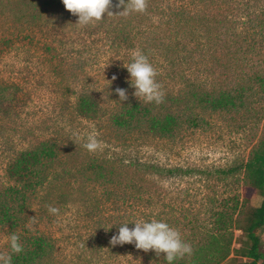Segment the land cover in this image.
I'll use <instances>...</instances> for the list:
<instances>
[{"label":"rangeland","instance_id":"rangeland-1","mask_svg":"<svg viewBox=\"0 0 264 264\" xmlns=\"http://www.w3.org/2000/svg\"><path fill=\"white\" fill-rule=\"evenodd\" d=\"M7 1L0 0V192L15 184L6 171L21 153L52 142L59 155L47 167L45 182L30 191L18 227L0 226V253L10 254L8 238L15 233L51 239L52 255L39 264H168L155 251L110 244L123 224L133 229V221L153 218L177 229L192 250L205 245L217 229L216 211L245 192L243 166L264 134V82L249 80L241 111L192 107L197 125L187 111L172 108L177 128L161 138L145 128L113 125L122 107L137 99L123 63L131 62L132 50L142 51L166 90L173 83L166 80L165 57L169 45H178L177 58L184 63L178 73L194 58L197 81L224 89L255 74L264 81V0H177L193 17V32L185 30L174 43L159 27L158 47L150 51L146 32L155 24L146 26V15L141 23L134 13L105 14L93 25L77 26L78 16L64 5L32 19L20 16L21 0ZM42 4L37 6L44 10ZM119 24L127 31L139 29L138 34L117 36L113 28ZM117 88L127 90L128 100L120 101ZM81 97L93 98L96 111L79 114ZM93 131L102 144L89 152L83 144ZM92 163L103 165L105 176L96 177ZM249 199L254 207L261 202L256 194ZM49 205L59 213L50 214ZM257 235L264 249V226Z\"/></svg>","mask_w":264,"mask_h":264},{"label":"trees","instance_id":"trees-1","mask_svg":"<svg viewBox=\"0 0 264 264\" xmlns=\"http://www.w3.org/2000/svg\"><path fill=\"white\" fill-rule=\"evenodd\" d=\"M38 1H19L23 5L20 16L28 15L27 17L36 19L35 17L41 11L46 12L45 10H52L63 5L62 0H41L45 8L42 10L37 6ZM192 1L201 2V0ZM117 3L118 0H113V5ZM110 10L117 12L123 9L113 7ZM134 15L135 19L144 18L146 15L144 18L146 26L155 24L152 26L155 27L153 30L146 32V51L158 47L155 43V34L160 35L159 27L164 28L162 35L167 36L169 41L174 43L178 42L179 37L184 36L185 30L193 32L191 22L193 17L177 0H148L146 12L140 17L139 13ZM142 18L139 20L141 23L144 22ZM113 30L121 38L130 34L136 35L139 31L135 27L127 31L122 24L116 25ZM136 38L134 36L131 40ZM169 47L171 49L167 50L164 73L166 80L169 82L171 78L170 82L172 81L173 84H171L172 87L166 86V90H163L165 93L163 102L157 105L154 102L143 103L138 99H132L114 116V126L127 131L138 127L145 128L150 133L166 138L175 132L178 125V115L172 108L180 112L187 111L186 117H194L189 119V122L197 125V118H195L197 116L191 113L192 107H201L211 112L241 111L247 106V92L251 90V87L247 85L249 80L264 82L258 74L250 76L248 81L242 79L245 80L243 85L238 84L231 89L217 88L209 82L197 81L193 74V66L196 65L194 58L188 57L192 62L188 63V70L178 73L184 65L177 58L178 45H169ZM96 108V101L91 97H81L78 101L77 111L83 116L92 114ZM58 155L55 143L42 142L34 149L18 155L8 165L6 173L15 184L0 192V226L12 230L18 227L28 206L30 191L45 182L46 169L58 158ZM91 165L96 177L105 176L101 171L104 169L103 165L98 163ZM243 169L245 192L242 199L236 197L230 207H223L216 211L217 229L210 235V240L205 245L195 247L187 261L176 259L172 264H221L225 261L229 264H264V249L257 235V231L264 226V134L251 152ZM250 194H256L261 198L259 206L250 205ZM235 231L239 232L237 237H235ZM18 237L24 250L19 254L10 252L12 264H39L52 255L54 245L46 236ZM233 241L237 247L232 246Z\"/></svg>","mask_w":264,"mask_h":264},{"label":"clouds","instance_id":"clouds-1","mask_svg":"<svg viewBox=\"0 0 264 264\" xmlns=\"http://www.w3.org/2000/svg\"><path fill=\"white\" fill-rule=\"evenodd\" d=\"M62 3L73 16H78V21L75 24L77 26L93 25L104 19L105 14L107 17H128L132 13H144L148 6V0H127V2L118 0L115 5H113V0H62ZM113 7L123 10L113 12L110 10ZM130 55L131 62L123 63V67L130 74L129 83L135 90L133 96L143 103L161 104L165 93L162 90V84L156 79L158 71L142 51L135 49ZM116 79L117 77L113 75L112 81ZM115 91L120 101L128 100L126 89L117 88ZM80 138L78 136V139ZM101 144L102 142L97 139V134L93 131L87 134L83 147L89 152H96L101 148ZM47 207L50 214L59 213L58 208L51 205ZM35 222L36 217L30 218L29 227ZM131 224L135 225L133 229H130L129 224L125 223L119 227L118 234L111 237L110 244L113 247L134 244L137 250H143L145 253L155 251L158 257L163 254L168 264H172L176 259L184 258L185 255L192 254V246L184 242L181 233L166 222L153 218L150 222L137 219ZM8 240L11 253L23 252V245L15 233L11 234ZM0 264H12V255L0 253Z\"/></svg>","mask_w":264,"mask_h":264}]
</instances>
